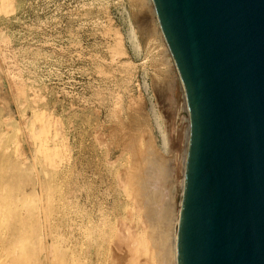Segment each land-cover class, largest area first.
Instances as JSON below:
<instances>
[{"label":"rangeland","instance_id":"374dc122","mask_svg":"<svg viewBox=\"0 0 264 264\" xmlns=\"http://www.w3.org/2000/svg\"><path fill=\"white\" fill-rule=\"evenodd\" d=\"M148 1L0 0L4 264L174 263L187 113Z\"/></svg>","mask_w":264,"mask_h":264},{"label":"water","instance_id":"95a60500","mask_svg":"<svg viewBox=\"0 0 264 264\" xmlns=\"http://www.w3.org/2000/svg\"><path fill=\"white\" fill-rule=\"evenodd\" d=\"M182 80L179 264H264V0H152Z\"/></svg>","mask_w":264,"mask_h":264},{"label":"bare ground","instance_id":"6f19581e","mask_svg":"<svg viewBox=\"0 0 264 264\" xmlns=\"http://www.w3.org/2000/svg\"><path fill=\"white\" fill-rule=\"evenodd\" d=\"M151 3H152V6L154 8V11H155V7H154V3L152 0H150ZM148 1V3L150 2ZM2 3V2H1ZM156 14V12H155ZM150 24V23H149ZM132 31V30H131ZM132 34V33H131ZM165 38V37H164ZM165 40V39H164ZM166 42V40H165ZM167 44V42H166ZM136 45V44H135ZM167 53L169 54L170 58H171V62H172V67L175 68V70L177 71V76L179 78V82H180V85H181V88L183 90V95H184V106H185V109H186V115H187V121H188V100H187V95H186V92H185V89H184V86H183V83H182V80L180 78V75H179V72L177 70V67L175 65V62H174V59L172 57V54L170 52V49L167 45ZM173 77V76H172ZM172 87V86H170ZM172 92V91H171ZM44 117V116H43ZM10 129V127H9ZM11 131V130H10ZM3 132V131H2ZM1 132V133H2ZM4 133V132H3ZM4 135V134H2ZM16 135V134H15ZM52 148V147H51ZM53 149V148H52ZM11 152V151H10ZM16 156V155H15ZM40 157V156H39ZM39 160V159H38ZM6 160L4 158H0V165H3L5 164ZM35 168V167H34ZM37 192V191H36ZM39 196V199L38 201L40 200V195ZM127 196V195H126ZM37 199V198H36ZM35 199V200H36ZM18 199H16V195L13 191H11V189L9 188H5L4 186H1L0 184V264H4V261H5V258L6 256H8L10 254L11 251H13V249L15 248V246H11L10 248L8 246H6V243L4 242V238L6 237L7 233H8V230L10 229V226L13 225L17 220H19L17 217L19 216L20 214V209L23 208V205H21V208H20V205H19V202H17ZM34 200V199H33ZM40 207H42L40 205ZM24 209V208H23ZM41 209V208H40ZM38 210H39V205H38ZM43 210V208H42ZM41 210V211H42ZM40 211V210H39ZM42 213V212H41ZM177 214V213H176ZM166 215V214H165ZM38 216H39V213H38ZM41 216V215H40ZM43 216V214H42ZM47 217V215H45ZM168 216V215H166ZM173 216V215H172ZM30 217H33L32 215ZM139 217V216H138ZM42 218V217H41ZM44 218V216H43ZM169 218V217H167ZM31 219V218H29ZM45 219V218H44ZM177 215L175 217V220H174V225H175V229H174V232H173V237H171L170 239H168V243L171 242V244L169 243L168 245V248L166 247L165 249L167 250V254H169V257H170V254H171V261L174 263L173 264H179V256H178V246H177ZM39 221V220H38ZM167 221V219H166ZM27 224L30 222L27 221L26 222ZM164 223V222H163ZM172 224V223H171ZM35 225V224H34ZM42 225V224H41ZM165 225V224H164ZM169 225V223H168ZM40 226V225H39ZM173 226V225H172ZM168 227V226H167ZM21 227H18L16 228L15 230V233L18 235L19 231H20ZM42 229V227H41ZM166 229V228H165ZM141 230V229H140ZM166 231H168L166 229ZM141 234V233H140ZM139 234V235H140ZM168 234H170V232H168ZM172 234V232H171ZM39 236V235H38ZM171 236V235H170ZM169 236V237H170ZM143 236H141L142 238ZM168 237V236H167ZM25 238L27 239L22 245H20V249L22 250L23 253L26 254L27 252V247L25 246L26 243H28L31 239H29V234L27 233V235L25 236ZM39 238V237H38ZM144 238V237H143ZM170 240V241H169ZM143 241V240H142ZM145 241V240H144ZM5 243V244H4ZM41 243V241H40ZM50 247V246H49ZM165 247V245H164ZM17 249V248H16ZM39 250V249H38ZM165 250V251H166ZM41 251V250H40ZM29 253V252H28ZM165 253V252H164ZM12 254V253H11ZM14 255H15V249H14ZM23 255V254H22ZM25 259V258H24ZM7 261V260H6ZM5 261V262H6ZM37 263V262H36ZM7 264V263H6ZM17 264H24L23 262H19Z\"/></svg>","mask_w":264,"mask_h":264}]
</instances>
